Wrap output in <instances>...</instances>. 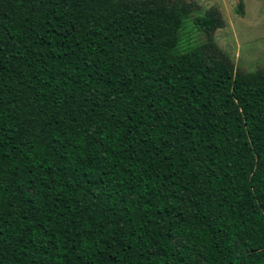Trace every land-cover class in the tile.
Here are the masks:
<instances>
[{"label":"trees","instance_id":"obj_1","mask_svg":"<svg viewBox=\"0 0 264 264\" xmlns=\"http://www.w3.org/2000/svg\"><path fill=\"white\" fill-rule=\"evenodd\" d=\"M197 11L0 0V264H264V66Z\"/></svg>","mask_w":264,"mask_h":264},{"label":"rangeland","instance_id":"obj_2","mask_svg":"<svg viewBox=\"0 0 264 264\" xmlns=\"http://www.w3.org/2000/svg\"><path fill=\"white\" fill-rule=\"evenodd\" d=\"M193 2L203 15L209 8H216L223 20V27L214 31L215 45L232 61L234 69L245 72L264 66V0H185ZM243 5L242 15L236 14L238 3ZM182 50L200 44L204 34L188 21L181 33Z\"/></svg>","mask_w":264,"mask_h":264}]
</instances>
